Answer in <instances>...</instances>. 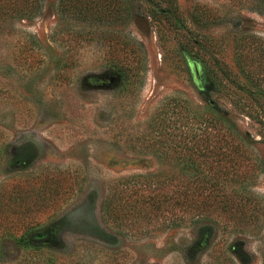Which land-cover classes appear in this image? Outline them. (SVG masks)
I'll return each mask as SVG.
<instances>
[{
  "label": "rangeland",
  "instance_id": "obj_1",
  "mask_svg": "<svg viewBox=\"0 0 264 264\" xmlns=\"http://www.w3.org/2000/svg\"><path fill=\"white\" fill-rule=\"evenodd\" d=\"M64 1L0 0V264H264L263 210L234 224L214 205L177 226L165 215L125 229L101 213L135 175L181 174L174 162L213 122L157 121L179 103L204 111L203 99L247 139V186L264 196V125L215 73L240 54L264 67V14L253 0H97L95 17L78 18ZM135 41L147 73L123 92L111 65L132 59ZM220 126L209 132L224 146Z\"/></svg>",
  "mask_w": 264,
  "mask_h": 264
},
{
  "label": "trees",
  "instance_id": "obj_2",
  "mask_svg": "<svg viewBox=\"0 0 264 264\" xmlns=\"http://www.w3.org/2000/svg\"><path fill=\"white\" fill-rule=\"evenodd\" d=\"M90 1L92 2L90 6L86 4V0H65L63 4L66 13L72 17H95L98 1ZM249 8L264 14V0H253ZM53 37L60 35L54 33L52 40ZM60 38L54 39V42H60L62 37ZM119 45H123V41ZM122 51L120 47V53ZM142 52L140 45L135 41L129 53L132 59H118L111 65L112 75L117 79L118 88L123 92H130L133 85L139 86L145 78L147 65ZM262 58L264 59V56ZM252 64L253 61L240 54L236 59L234 70L226 67L217 68L215 73L218 77L225 75L221 82L226 81L225 83L238 93L235 92L238 96L235 95L237 102L240 104L246 102L244 104L247 105H242L244 113L250 118L256 116L264 125V89L260 87V83L264 80L262 75L264 67L256 72L252 69ZM258 66L260 68L264 65L260 63ZM227 72L230 74L226 78ZM209 74H212L210 69L201 66L198 88L202 93L208 94L209 82L206 78ZM203 101L208 105L204 111L198 110L195 106L194 109L186 108L183 112L182 107H179L180 103L175 104L173 109L164 108L163 119L156 121L165 128L174 122L192 118L201 123L209 118L213 126L206 125L200 130L199 135L191 138L190 149L187 148L181 153L180 161L174 162V166L181 167V174L135 175L132 181L122 183L121 190L108 191L101 205V213L103 220L110 226H117L120 229L128 226L137 227L146 220L150 221L165 215H168L167 221L170 226H177L186 218L207 216L206 213H209L214 205L217 206L224 220L233 221L234 224H237L236 221H251L262 210L264 214V207L261 206V203H264V196L250 191L247 186L256 172V163L246 164L250 155L245 148L247 139L239 134L229 117L220 114L218 107L212 101L205 99ZM174 110L178 111L177 118L167 117L170 112L174 114ZM219 124L227 133L225 137L227 140L223 139L225 142H222L225 143L224 146L216 144L209 132ZM180 141L186 144L187 138L182 137ZM196 151L202 152V159L194 157ZM48 234L55 235L56 230L52 227ZM52 241L56 242V239L53 238ZM42 242L47 241L38 239L37 245Z\"/></svg>",
  "mask_w": 264,
  "mask_h": 264
}]
</instances>
